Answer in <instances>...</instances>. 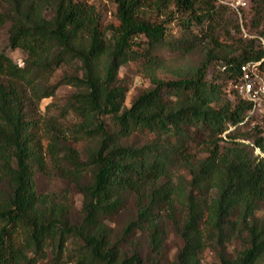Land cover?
<instances>
[{"label":"trees","instance_id":"16d2710c","mask_svg":"<svg viewBox=\"0 0 264 264\" xmlns=\"http://www.w3.org/2000/svg\"><path fill=\"white\" fill-rule=\"evenodd\" d=\"M221 1L114 0L115 26L80 0H0V28L9 25V48L25 56L17 65L0 52V264H39L48 252L49 264H148L136 235L144 234L157 256L168 223L182 241L170 264H202L209 247L218 264H264L262 127L238 133L253 119L247 120L251 103L225 92L247 63L260 62L264 74V29L249 39L221 36ZM169 22L179 26L177 37L169 36ZM250 25L264 26V0H254ZM158 49L199 60L163 81ZM131 62H142L152 88L127 108L118 76ZM62 66L74 74L50 85ZM60 86L75 92L57 118L43 116L41 102ZM70 114L77 123L68 129L59 120ZM138 132L147 142L127 144ZM252 135L248 150L243 141ZM70 141L86 143L85 161ZM194 144L205 148L204 158L193 159ZM256 149L260 154L253 155ZM48 160L79 187V225L70 221L66 194L35 190V174L47 173ZM179 167L189 170L187 186L173 179ZM130 202L135 217L114 239L107 221ZM235 239L242 248L230 255L226 243ZM69 241L74 247L63 260ZM125 243L130 255L122 251Z\"/></svg>","mask_w":264,"mask_h":264},{"label":"rangeland","instance_id":"374dc122","mask_svg":"<svg viewBox=\"0 0 264 264\" xmlns=\"http://www.w3.org/2000/svg\"><path fill=\"white\" fill-rule=\"evenodd\" d=\"M89 5H93L96 10L101 14L103 18V23L118 25V20L116 18V5L114 0H80ZM220 4L225 8L224 11V26L225 28L221 30V36L224 37L226 31L234 39L242 37L243 39H249V37H256L259 35L260 31L264 29V26L259 28L252 27L250 25V20L254 11V0H223ZM150 19L156 20L158 23L167 20L165 16L155 17L151 15ZM236 25L240 27V33L236 31ZM169 36L177 37L181 30L176 22L167 23ZM8 29L9 25L6 24L0 28V52H4L12 61L17 65H22L25 58L24 54L19 50H11L8 45ZM222 37V38H223ZM262 40L261 43H263ZM154 56H156L162 63L163 69L157 72V77L163 81H173L176 79V73L187 69L191 65H195L199 60L197 54L193 56H183L178 53L169 51L168 49H158ZM74 74V69L67 66H62L57 69L50 80V85L56 84L65 75L69 76ZM259 83L264 85V74L258 73ZM119 84L127 88V96L125 107H130L132 102L147 89L152 88L150 83V78L144 71V65L142 62H131L121 67L119 70ZM240 82L229 83L225 89L228 98L233 99V93L237 92L239 96ZM75 92L73 87L70 86H60L53 98L45 99L40 104L41 114L46 117V113L50 116L57 118L61 112V109L65 107L68 98ZM106 125H110L111 122L106 117L104 118ZM66 128L71 129V126L77 123V119L68 115L64 120H59ZM254 125H260L262 127V133L264 136V116L262 118H253L248 127H242L238 130V133L252 134V129ZM254 135L247 140H244L248 146V150L251 149L253 144ZM148 140V137L143 133H135L128 140L127 144L140 147L144 145ZM70 145L76 148L80 154L81 161H85L84 150L87 147L85 142L74 143L70 141ZM193 159H202L206 156L205 148L201 144H194L190 150ZM260 154L259 150H254L253 155ZM173 179L176 182L179 180L183 185L188 184L190 180L189 170L185 167H179L173 172ZM35 190L40 194H53L61 196L66 194L67 201L70 206V221L72 224L79 225L83 218L82 204L83 196L80 193L79 187H77L66 174L58 172L53 169L50 161L48 160L47 173H36L35 178ZM90 182V175L85 174L83 183L87 184ZM82 183V182H81ZM262 214V212H260ZM135 217V205L134 202H130L126 209L121 210L117 214L113 215L108 221L109 227L114 232V239L121 237L122 228L126 223ZM177 219L181 220L180 213L176 215ZM136 239L139 242V247L137 252L139 253L142 261L144 263L151 264L152 261H158L162 264H170L174 261L176 254L182 247V241L178 236L176 229L171 225H166L165 239L161 252L156 256L151 253L146 236L144 234H137ZM73 244L71 241L67 244V252L63 254V260H68L71 255V250L73 249ZM242 248V241L235 239L226 243L227 252L230 255H234L235 251H239ZM122 251L126 255L131 254V248L127 243L123 244ZM52 258V254L48 252V256L45 260L41 261L39 264H49ZM202 264H218L217 250L216 248H207L202 256Z\"/></svg>","mask_w":264,"mask_h":264},{"label":"built area","instance_id":"2783aa9c","mask_svg":"<svg viewBox=\"0 0 264 264\" xmlns=\"http://www.w3.org/2000/svg\"><path fill=\"white\" fill-rule=\"evenodd\" d=\"M259 64L260 62L247 63L241 68L242 78L239 81V93L243 99L251 103V108L247 112V120L264 116V85L258 81Z\"/></svg>","mask_w":264,"mask_h":264}]
</instances>
